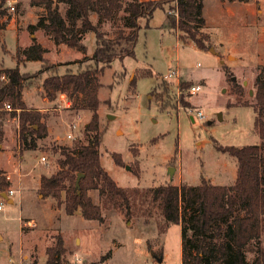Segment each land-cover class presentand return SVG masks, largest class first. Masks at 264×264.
Masks as SVG:
<instances>
[{
    "label": "rangeland",
    "instance_id": "rangeland-1",
    "mask_svg": "<svg viewBox=\"0 0 264 264\" xmlns=\"http://www.w3.org/2000/svg\"><path fill=\"white\" fill-rule=\"evenodd\" d=\"M173 6L174 2L158 8L150 26L140 30L135 56L116 58L99 73L102 86L97 113L104 134L101 162L125 187L198 185L202 176L214 184L231 185L237 176V160L219 151L215 142L235 146L260 142L254 128L255 112L245 104L255 102L256 79L264 64V0H204L206 24L202 30L210 35L207 48L193 39L179 38L180 32L167 23V10L175 15ZM65 8L60 4L62 13ZM44 14V8L30 0H16L15 13L8 12L0 34V68L18 65L34 75L23 94L27 106L44 115L48 129L36 148H26L19 141V111L8 114L4 122L0 166L10 175L8 191L13 189L15 194L2 200L0 264H9V257L46 264V249L59 236L66 248L64 264H181L180 224L171 225L159 236L155 219L129 221L120 211L109 209L101 223L85 219L80 210L67 214L56 199L41 194V175L59 168L60 154L53 146L85 140L84 128L92 111L70 108L71 101L63 93L55 100L47 99L42 82L53 71H41L39 60L19 51L40 43L47 49L45 57L63 74L94 66L90 57L96 47L92 32L85 35V53L55 44L42 29L31 32L29 25ZM124 14L118 13L121 25ZM92 19L96 22V14ZM103 29L114 36L116 25L110 20ZM170 70L177 74L165 78ZM181 82L188 83L184 90L179 87ZM192 84L202 89L190 95ZM199 110L204 113L202 119ZM262 151L264 154V145ZM90 195L99 202L97 190H90ZM161 249L162 255L157 257ZM256 255L253 243L247 256L253 261Z\"/></svg>",
    "mask_w": 264,
    "mask_h": 264
},
{
    "label": "trees",
    "instance_id": "trees-1",
    "mask_svg": "<svg viewBox=\"0 0 264 264\" xmlns=\"http://www.w3.org/2000/svg\"><path fill=\"white\" fill-rule=\"evenodd\" d=\"M241 1L251 0H221ZM32 5L42 6L45 14L31 32L42 29L57 45L87 52L84 42L89 32L95 34L96 47L90 59L94 66L80 68L75 72L59 74L55 64L45 57L47 49L34 43L19 51L27 58L41 62V71H53L43 79L45 96L55 100L64 93L71 101L70 108L92 111L86 123L85 140L78 139L72 145H55L60 154L59 168L40 177V192L44 197L56 199L67 214L78 210L88 220L106 221L104 211L116 209L126 220L143 219L148 223L156 220L158 235H164L173 224L181 225L182 264H264V64L257 76L254 128L260 142L245 146L222 145L216 148L237 160V176L234 184L219 185L202 176L198 185L166 183L149 187H125L109 174L102 165L100 146L104 134L100 129L98 107L99 89L102 86L99 73L116 58L135 56L139 32L150 26L158 8L174 2L177 15L167 10V23L177 29L179 38L193 39L201 48H207L210 35L202 29L206 24L204 0H30ZM65 5V12L60 11ZM123 11L124 23L117 22ZM8 10L6 0H0V34L5 25ZM97 20L93 21L92 15ZM116 25L114 36L103 29L105 22ZM145 21L144 25L142 21ZM34 75L15 67L0 68V144L5 137L4 122L8 114L18 112V134L21 146L36 148L39 138L47 136L48 129L40 110L28 107L23 90ZM136 79V78H135ZM135 79L133 85H135ZM188 85L179 84L180 89ZM165 88V86H164ZM10 103L11 110L5 108ZM82 174L77 184L78 175ZM10 182L0 170V197L7 192ZM90 190H97L99 202H95ZM161 237H158L160 240ZM256 243L257 255L248 259V248ZM152 248V244H149ZM66 252L61 236L46 249V264H64ZM111 252H108L109 256ZM162 255V249L156 255ZM37 264V261H34ZM162 264V263H161Z\"/></svg>",
    "mask_w": 264,
    "mask_h": 264
},
{
    "label": "built area",
    "instance_id": "built-area-1",
    "mask_svg": "<svg viewBox=\"0 0 264 264\" xmlns=\"http://www.w3.org/2000/svg\"><path fill=\"white\" fill-rule=\"evenodd\" d=\"M6 7H7V10L9 13H15V10H16V0H6ZM175 12V15H177V11L174 10ZM170 13H172V11H170ZM177 74V72L175 70H170L167 74H164L165 75V78H170L172 76H175ZM202 89V86L199 85V84H192L191 86L188 87V93L190 95H193V94H196L198 93L200 90ZM64 94V93H63ZM5 108L8 109V110H11L12 109V106L10 103H5ZM197 115L200 119L204 118V113L199 110L197 112ZM75 126V124H74ZM68 137H73L72 134H69ZM42 161H46V157L45 156H42L41 157ZM7 179H10V175H6ZM8 197H10L11 195H14L15 194V190L13 189H10L8 192ZM2 200H6L4 197H1V200H0V210L3 209V201ZM9 264H34V261H31L30 258H24V259H15L13 257H9ZM99 264H105V262H100Z\"/></svg>",
    "mask_w": 264,
    "mask_h": 264
},
{
    "label": "crops",
    "instance_id": "crops-1",
    "mask_svg": "<svg viewBox=\"0 0 264 264\" xmlns=\"http://www.w3.org/2000/svg\"><path fill=\"white\" fill-rule=\"evenodd\" d=\"M61 45H63V44H61ZM24 99H25V97H24ZM26 101V100H25ZM27 102V101H26ZM6 126H7V123H5V128H6ZM9 134H8V130L6 129V136H8ZM1 153H4V152H2L1 150H0V155H1ZM8 156H9V159L11 160L12 159V157L8 154ZM2 169H4V170H6V168H3V167H1L0 166V170H2ZM3 170V171H4ZM39 189H40V187H39ZM10 200H12V199H10ZM181 254H182V252H181ZM182 260V259H181ZM181 264H182V261H181Z\"/></svg>",
    "mask_w": 264,
    "mask_h": 264
},
{
    "label": "water",
    "instance_id": "water-1",
    "mask_svg": "<svg viewBox=\"0 0 264 264\" xmlns=\"http://www.w3.org/2000/svg\"><path fill=\"white\" fill-rule=\"evenodd\" d=\"M81 175H82V174H79V175H78L77 184L79 183V180H80ZM1 195H2V197H4L5 199H9L7 192H3ZM10 201H12V200H10ZM159 262H162V258L160 259Z\"/></svg>",
    "mask_w": 264,
    "mask_h": 264
}]
</instances>
